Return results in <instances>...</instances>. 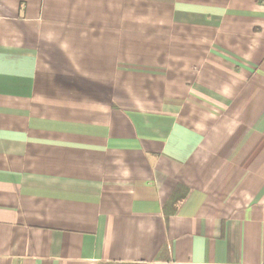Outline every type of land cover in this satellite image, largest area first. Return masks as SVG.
Masks as SVG:
<instances>
[{"label":"crops","instance_id":"crops-1","mask_svg":"<svg viewBox=\"0 0 264 264\" xmlns=\"http://www.w3.org/2000/svg\"><path fill=\"white\" fill-rule=\"evenodd\" d=\"M0 264H264V0H0Z\"/></svg>","mask_w":264,"mask_h":264}]
</instances>
